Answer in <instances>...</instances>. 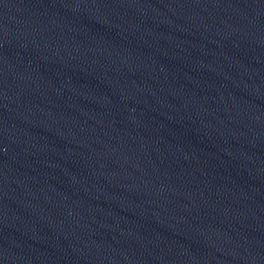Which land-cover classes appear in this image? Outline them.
<instances>
[{
	"label": "water",
	"instance_id": "water-1",
	"mask_svg": "<svg viewBox=\"0 0 264 264\" xmlns=\"http://www.w3.org/2000/svg\"><path fill=\"white\" fill-rule=\"evenodd\" d=\"M0 264H264V0H0Z\"/></svg>",
	"mask_w": 264,
	"mask_h": 264
}]
</instances>
